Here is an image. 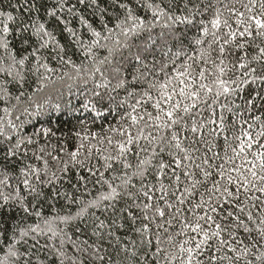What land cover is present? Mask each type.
Wrapping results in <instances>:
<instances>
[{"label":"trees","instance_id":"16d2710c","mask_svg":"<svg viewBox=\"0 0 264 264\" xmlns=\"http://www.w3.org/2000/svg\"><path fill=\"white\" fill-rule=\"evenodd\" d=\"M0 264H264V0H0Z\"/></svg>","mask_w":264,"mask_h":264},{"label":"bare ground","instance_id":"6f19581e","mask_svg":"<svg viewBox=\"0 0 264 264\" xmlns=\"http://www.w3.org/2000/svg\"><path fill=\"white\" fill-rule=\"evenodd\" d=\"M8 114H9V113H8ZM8 117H9V115H8ZM8 117H7V118H8Z\"/></svg>","mask_w":264,"mask_h":264}]
</instances>
